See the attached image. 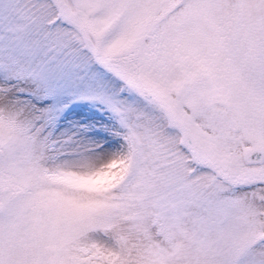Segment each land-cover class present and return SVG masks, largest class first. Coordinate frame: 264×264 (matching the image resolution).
Masks as SVG:
<instances>
[{"label":"snow or ice","instance_id":"6c2138e0","mask_svg":"<svg viewBox=\"0 0 264 264\" xmlns=\"http://www.w3.org/2000/svg\"><path fill=\"white\" fill-rule=\"evenodd\" d=\"M0 264H264V0H0Z\"/></svg>","mask_w":264,"mask_h":264}]
</instances>
